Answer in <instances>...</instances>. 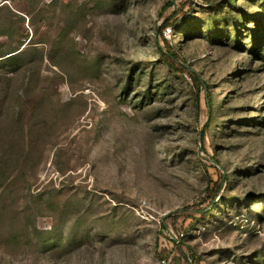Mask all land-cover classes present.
I'll return each instance as SVG.
<instances>
[{
  "label": "rangeland",
  "instance_id": "1",
  "mask_svg": "<svg viewBox=\"0 0 264 264\" xmlns=\"http://www.w3.org/2000/svg\"><path fill=\"white\" fill-rule=\"evenodd\" d=\"M0 6V264H264V0Z\"/></svg>",
  "mask_w": 264,
  "mask_h": 264
},
{
  "label": "trees",
  "instance_id": "2",
  "mask_svg": "<svg viewBox=\"0 0 264 264\" xmlns=\"http://www.w3.org/2000/svg\"><path fill=\"white\" fill-rule=\"evenodd\" d=\"M216 2V1H215ZM2 6H0L1 8ZM178 12L175 13L162 27V29L159 32V36L157 39V44H160V42L162 43L161 47H164L165 49L160 50V55L163 59V61L165 62V64L171 68L173 71L175 72H179V73H185L187 75H189V77L191 78V80L193 81V83L195 84L196 87V91H195V108L198 111L200 108V104H199V87L202 85L205 90H206V97H207V106H208V116L209 119L212 118V104H211V100H210V94L208 92V87L203 83L200 82L199 79H197L193 72L188 70L183 63L179 62V57L177 56V54L171 49V47L168 45V41L165 39L164 35H162V30L164 27L166 26H177L179 25V23L181 22V20L177 19ZM171 22V23H170ZM22 54V50L19 51L18 49H14L11 51H1L0 53V59H2L1 61H5V63L8 64H14L19 58L20 55ZM219 188H217L218 190ZM216 190V192H217Z\"/></svg>",
  "mask_w": 264,
  "mask_h": 264
},
{
  "label": "built area",
  "instance_id": "3",
  "mask_svg": "<svg viewBox=\"0 0 264 264\" xmlns=\"http://www.w3.org/2000/svg\"><path fill=\"white\" fill-rule=\"evenodd\" d=\"M171 33V29L170 28H166L165 30H164V36L165 37H168V35Z\"/></svg>",
  "mask_w": 264,
  "mask_h": 264
}]
</instances>
